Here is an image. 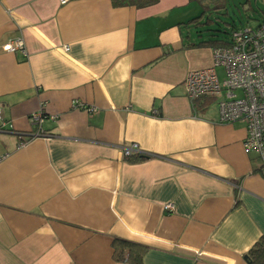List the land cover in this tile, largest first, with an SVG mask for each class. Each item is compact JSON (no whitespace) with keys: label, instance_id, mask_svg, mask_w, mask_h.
Listing matches in <instances>:
<instances>
[{"label":"crops","instance_id":"0c3cea01","mask_svg":"<svg viewBox=\"0 0 264 264\" xmlns=\"http://www.w3.org/2000/svg\"><path fill=\"white\" fill-rule=\"evenodd\" d=\"M192 4L0 0V264H130L114 239L144 246L141 264H247L264 176L244 125L186 97L211 66L186 45Z\"/></svg>","mask_w":264,"mask_h":264},{"label":"built area","instance_id":"2783aa9c","mask_svg":"<svg viewBox=\"0 0 264 264\" xmlns=\"http://www.w3.org/2000/svg\"><path fill=\"white\" fill-rule=\"evenodd\" d=\"M69 1L58 0L60 5ZM22 48V43L17 41L5 45L3 50L13 52ZM64 50L67 51V47ZM217 66L224 69L222 81L215 72ZM184 84L186 97L192 105L198 99L211 98L217 101L219 123L244 125V149L258 155L260 173L264 176V22L255 27L244 26L234 30L230 46L212 48L211 66L189 71ZM75 106L88 112L95 111L94 107L80 103ZM42 120L41 112L31 115L30 122L38 129L33 136L41 135ZM4 125L2 122L1 127ZM122 155L130 158L133 155L143 156V153L136 144H131L122 150ZM164 209L172 211L173 207L166 204Z\"/></svg>","mask_w":264,"mask_h":264},{"label":"trees","instance_id":"16d2710c","mask_svg":"<svg viewBox=\"0 0 264 264\" xmlns=\"http://www.w3.org/2000/svg\"><path fill=\"white\" fill-rule=\"evenodd\" d=\"M197 3L200 6V14L189 20L187 26L193 30L195 39L186 44L191 48H225L231 44V34L234 30L244 27V25H237L233 17L227 10L228 0H189ZM245 16L250 19L253 14L258 26L264 22V8L261 5H252L250 0H240ZM158 0H111L114 7H135L145 8L156 4ZM258 10H257V9ZM261 11L260 15L258 14ZM240 14V11H239ZM211 98H203L195 101L194 109L196 112H201L205 109L207 102ZM201 102V103H200ZM200 103V104H199ZM142 156L136 158H128L129 160H139ZM114 248V257L121 250L127 252L125 261L130 264H141L142 255L146 248L134 242L114 239L112 242ZM247 264H264V238L259 239L245 255Z\"/></svg>","mask_w":264,"mask_h":264},{"label":"rangeland","instance_id":"374dc122","mask_svg":"<svg viewBox=\"0 0 264 264\" xmlns=\"http://www.w3.org/2000/svg\"><path fill=\"white\" fill-rule=\"evenodd\" d=\"M192 5H193V7L197 8V14L193 17V18H195V17H197L200 14L201 9H200V6L197 3H195V2H193ZM252 5L255 7V5L253 3V0H252ZM260 7L264 8V4H262ZM227 10H228L229 14L233 17V19L235 20V22H236V24L238 26L242 24L244 26L255 27L257 25V21H256V19H254V17L257 16V15L253 14L252 15L253 17L248 19L245 16V12L243 10V6L241 5V1L240 0H228ZM239 11H240V14H239ZM260 13H261V11H259L258 14L260 15ZM193 37H194V33H193ZM208 51H209V49H208ZM210 53H211V49H210ZM215 72L217 74V77H218L219 81H222L223 78H224V69H223V67H221V66L215 67ZM237 94H240V92H237ZM215 106H216L215 102H212V104L210 105L208 110L209 111H213Z\"/></svg>","mask_w":264,"mask_h":264}]
</instances>
